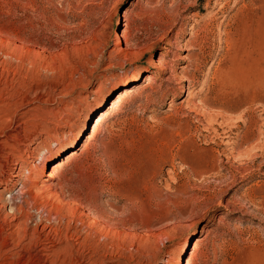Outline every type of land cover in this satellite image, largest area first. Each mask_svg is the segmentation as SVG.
Wrapping results in <instances>:
<instances>
[{"label":"rangeland","instance_id":"1","mask_svg":"<svg viewBox=\"0 0 264 264\" xmlns=\"http://www.w3.org/2000/svg\"><path fill=\"white\" fill-rule=\"evenodd\" d=\"M0 264H264V0H0Z\"/></svg>","mask_w":264,"mask_h":264},{"label":"bare ground","instance_id":"2","mask_svg":"<svg viewBox=\"0 0 264 264\" xmlns=\"http://www.w3.org/2000/svg\"><path fill=\"white\" fill-rule=\"evenodd\" d=\"M128 44V43H127ZM126 48H128V46L126 47ZM121 50H126V49H121ZM168 52H170V51H168ZM136 80H137V76H135V77H133L131 80H130V82L131 83H134V82H136ZM125 93H126V90H125ZM122 94V93H121ZM127 96V95H126ZM128 96H129V94H128ZM125 97V96H124ZM125 100V99H124ZM121 101V99L119 100V102ZM123 102V101H122ZM117 107V106H116ZM110 114V113H109ZM98 120V119H97ZM98 122V121H97ZM99 123V122H98ZM5 128V127H4ZM75 153H77V152H75ZM74 152L72 153V155H74L75 154ZM8 158V157H7ZM68 159V158H67ZM70 159V158H69ZM72 159V158H71ZM70 159V160H71ZM69 161V160H68ZM38 163H41V160H38L37 161ZM44 163V162H43ZM35 165H37L36 163H34L33 164V166H35ZM64 167V166H63ZM62 167L61 166H59L58 164H56V165H54L53 167H52V171L50 172V173H48L47 174V179H44L45 180V183H47V184H50V183H52V181H53V178H55L56 177V174L58 173V171L61 169ZM27 172V174L29 175V176H31L32 175V172H31V170H26V167L24 166V162L23 163H20V162H16L15 164H14V167L12 168V172H11V175H12V177H13V179L14 180H12V182H14L13 183V186H16L18 183H17V180L18 179H20L23 175H24V173H26ZM7 186V185H6ZM44 186V185H43ZM21 187L23 188L24 187V185H21ZM45 187L46 186H44V189H45ZM47 187H49V186H47ZM46 187V188H47ZM6 188V187H5ZM50 188V187H49ZM42 189H43V187H42ZM41 189V191H43ZM48 189V188H47ZM50 189H53V187L52 188H50ZM49 189V190H50ZM56 189V188H55ZM45 191H47L46 189H45ZM45 193V192H44ZM2 196V195H1ZM3 197V196H2ZM12 201V200H11ZM14 220V219H13ZM184 241V240H183ZM182 248V247H181ZM182 252V251H181ZM180 261H179V259L177 260V263H179Z\"/></svg>","mask_w":264,"mask_h":264}]
</instances>
